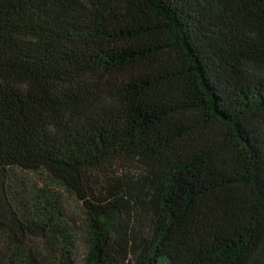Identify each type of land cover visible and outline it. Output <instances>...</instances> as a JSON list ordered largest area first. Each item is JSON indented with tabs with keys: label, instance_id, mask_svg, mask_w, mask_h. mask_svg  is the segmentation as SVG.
I'll return each instance as SVG.
<instances>
[{
	"label": "trees",
	"instance_id": "1",
	"mask_svg": "<svg viewBox=\"0 0 264 264\" xmlns=\"http://www.w3.org/2000/svg\"><path fill=\"white\" fill-rule=\"evenodd\" d=\"M0 264H264V0H0Z\"/></svg>",
	"mask_w": 264,
	"mask_h": 264
},
{
	"label": "rangeland",
	"instance_id": "2",
	"mask_svg": "<svg viewBox=\"0 0 264 264\" xmlns=\"http://www.w3.org/2000/svg\"><path fill=\"white\" fill-rule=\"evenodd\" d=\"M31 178H34V176H32V175H29ZM64 202H66L67 204H68V199H64ZM72 209H74V207H72ZM71 209V210H72ZM3 213H4V211H3Z\"/></svg>",
	"mask_w": 264,
	"mask_h": 264
}]
</instances>
